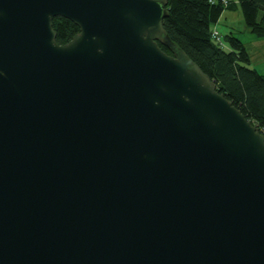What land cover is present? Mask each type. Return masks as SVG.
Instances as JSON below:
<instances>
[{
	"label": "water",
	"instance_id": "1",
	"mask_svg": "<svg viewBox=\"0 0 264 264\" xmlns=\"http://www.w3.org/2000/svg\"><path fill=\"white\" fill-rule=\"evenodd\" d=\"M167 4L0 0V264H264V133Z\"/></svg>",
	"mask_w": 264,
	"mask_h": 264
},
{
	"label": "trees",
	"instance_id": "2",
	"mask_svg": "<svg viewBox=\"0 0 264 264\" xmlns=\"http://www.w3.org/2000/svg\"><path fill=\"white\" fill-rule=\"evenodd\" d=\"M169 16L163 29L174 44L217 86V91L264 133V74L249 67L248 53L232 32L227 45L212 38L213 26L221 15L234 6L241 9L245 29L264 37V0H230L227 7L220 0H166ZM56 42L67 44L79 28L70 20L56 17L52 21ZM167 54L170 51L157 43Z\"/></svg>",
	"mask_w": 264,
	"mask_h": 264
},
{
	"label": "rangeland",
	"instance_id": "3",
	"mask_svg": "<svg viewBox=\"0 0 264 264\" xmlns=\"http://www.w3.org/2000/svg\"><path fill=\"white\" fill-rule=\"evenodd\" d=\"M236 1V0H232ZM228 5V4H227ZM227 6H225L226 8ZM225 15L217 20L213 30L219 32L220 44L227 45L225 37L230 32L236 36L244 45L245 51L249 57V67L254 68L258 73L264 74V37H258L251 31L245 29L244 20L242 19L241 9L234 6L225 11ZM228 46V45H227Z\"/></svg>",
	"mask_w": 264,
	"mask_h": 264
},
{
	"label": "built area",
	"instance_id": "4",
	"mask_svg": "<svg viewBox=\"0 0 264 264\" xmlns=\"http://www.w3.org/2000/svg\"><path fill=\"white\" fill-rule=\"evenodd\" d=\"M220 1H221V3H222L224 6H227V4L229 3L230 0H220ZM212 38L215 40V42L218 43V42L220 41L219 32L213 30Z\"/></svg>",
	"mask_w": 264,
	"mask_h": 264
},
{
	"label": "crops",
	"instance_id": "5",
	"mask_svg": "<svg viewBox=\"0 0 264 264\" xmlns=\"http://www.w3.org/2000/svg\"><path fill=\"white\" fill-rule=\"evenodd\" d=\"M226 13L224 12L222 16H224Z\"/></svg>",
	"mask_w": 264,
	"mask_h": 264
}]
</instances>
